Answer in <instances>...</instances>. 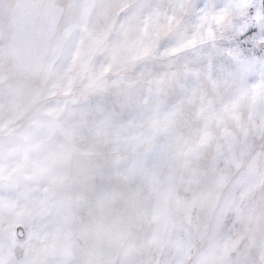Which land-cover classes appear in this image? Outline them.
<instances>
[{
  "label": "snow or ice",
  "instance_id": "6c2138e0",
  "mask_svg": "<svg viewBox=\"0 0 264 264\" xmlns=\"http://www.w3.org/2000/svg\"><path fill=\"white\" fill-rule=\"evenodd\" d=\"M0 264H264V0H0Z\"/></svg>",
  "mask_w": 264,
  "mask_h": 264
}]
</instances>
